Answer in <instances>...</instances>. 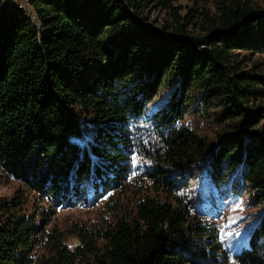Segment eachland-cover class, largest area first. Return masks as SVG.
<instances>
[{"label": "trees", "instance_id": "16d2710c", "mask_svg": "<svg viewBox=\"0 0 264 264\" xmlns=\"http://www.w3.org/2000/svg\"><path fill=\"white\" fill-rule=\"evenodd\" d=\"M210 1L0 0V264H264V9ZM202 172L261 207L235 250Z\"/></svg>", "mask_w": 264, "mask_h": 264}, {"label": "rangeland", "instance_id": "374dc122", "mask_svg": "<svg viewBox=\"0 0 264 264\" xmlns=\"http://www.w3.org/2000/svg\"><path fill=\"white\" fill-rule=\"evenodd\" d=\"M256 1L264 9V0ZM196 3L211 6L210 0H175L176 5H181L183 7L194 5ZM23 6L26 7V10H28L27 12H29L28 14L30 15L29 18L31 22H33L34 26H37V21L33 17V11L31 9L29 0H26L23 3ZM149 16L150 20L154 19L158 21V23L160 22L161 17L158 12L153 11ZM254 59L259 61L260 64L262 63L264 65V54L255 55ZM163 94L164 90H161L159 92V99H156L148 104V114L154 111L156 105L163 102V99L165 98V95ZM185 121L195 124L196 119H194L193 116H189L185 119ZM203 123L204 121H202V124H198L199 131L203 133H210L211 131L209 130L211 129V127L208 125L206 128L205 124ZM189 185H192V183H189ZM198 187L195 190L199 192L201 196L207 195V197L211 199V205L213 206V209L217 211L215 213L216 217H214L213 220L216 221L221 233L223 234L222 237L227 241V244L231 249L235 250L238 245L244 241L245 234L254 224V219L257 217L261 210L260 205L254 206L250 203L251 193L247 189L244 192H241L242 195H239V193H233L231 189L227 188L224 185L217 188L215 187V185L213 186L209 183L207 176H205L203 172L200 177ZM193 188L194 187L192 185L190 189L192 190ZM17 189H21L22 191L26 190V188L20 182L6 176L0 170V197L9 198ZM43 205L44 204H42L41 206ZM202 206L207 207V204H203ZM104 214L106 213L103 208L86 209V207L81 208L79 206L57 208L56 213L51 216V221L47 227H51L53 225L59 228L64 227V232L70 233V229L67 227L71 226V224L80 223L92 225L95 222L98 223L101 220V216H103ZM66 241L70 246H73L76 243V238L74 235H69L67 236Z\"/></svg>", "mask_w": 264, "mask_h": 264}, {"label": "bare ground", "instance_id": "6f19581e", "mask_svg": "<svg viewBox=\"0 0 264 264\" xmlns=\"http://www.w3.org/2000/svg\"><path fill=\"white\" fill-rule=\"evenodd\" d=\"M25 1L26 0H24V2ZM1 6L5 9H16L20 11L23 16L30 17V15L28 14L29 12H27L28 10L25 9L26 7L23 6V3L19 5L18 2H10V0H1Z\"/></svg>", "mask_w": 264, "mask_h": 264}, {"label": "built area", "instance_id": "2783aa9c", "mask_svg": "<svg viewBox=\"0 0 264 264\" xmlns=\"http://www.w3.org/2000/svg\"><path fill=\"white\" fill-rule=\"evenodd\" d=\"M10 2H18V4H22L24 3V0H10Z\"/></svg>", "mask_w": 264, "mask_h": 264}]
</instances>
